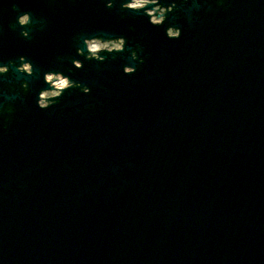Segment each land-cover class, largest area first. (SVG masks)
I'll list each match as a JSON object with an SVG mask.
<instances>
[{
  "label": "water",
  "instance_id": "water-1",
  "mask_svg": "<svg viewBox=\"0 0 264 264\" xmlns=\"http://www.w3.org/2000/svg\"><path fill=\"white\" fill-rule=\"evenodd\" d=\"M110 2L0 0V64L34 68L0 76V264H264V0H159L160 26ZM48 71L90 94L40 110Z\"/></svg>",
  "mask_w": 264,
  "mask_h": 264
},
{
  "label": "clouds",
  "instance_id": "clouds-1",
  "mask_svg": "<svg viewBox=\"0 0 264 264\" xmlns=\"http://www.w3.org/2000/svg\"><path fill=\"white\" fill-rule=\"evenodd\" d=\"M153 7H149V6ZM108 7H112V3L109 0V3L107 4ZM15 7V5H13ZM122 7L126 10H132V11H139L144 10L145 15L149 17V23L153 26H160L165 22L166 14L169 12H172L176 5L173 3L169 7H161L159 0H125L124 3H122ZM159 12V15H156V13ZM26 20V23L23 24V26H26L31 21V14L28 12H25L22 15H19L17 18V23L21 26V20ZM21 35L25 38L29 36L28 31H23ZM165 35L169 39H179L182 35L181 28L169 26L165 30ZM126 40L123 36L116 37L114 39H103L100 36H92L91 38H84L83 39V48H77V55H84L85 49L87 52L86 58L89 60H97L99 62H103L105 57L101 55L103 52L107 53H113V52H122L125 50ZM132 60H138L137 53L133 51L131 53ZM14 63V62H9ZM72 65L76 69H81L83 67V62L79 59H73ZM16 70L21 73H25L29 76L33 73V65L30 61H28L24 56L19 57V64L16 65ZM9 71L8 65L0 64V76H3L7 74ZM123 73L125 75H132L136 72V68L130 65H124L122 69ZM52 76H56L61 78L60 83L62 87L59 90L58 95L54 97H45V93L51 91L52 85L49 83V79ZM43 80L46 85L49 87L42 89L38 93V97L36 99V106L40 110H46L53 106L54 101L58 100L62 97V95L65 93V91L73 88L78 87L81 88L82 92L87 95L90 94L91 89L87 86H81L79 83H74L71 78L68 75H65L63 72H53L48 71L44 72L43 74ZM21 87L24 90H27L28 84L26 82L22 83ZM4 109L0 107V111H3ZM8 111H11V108L9 107L7 109Z\"/></svg>",
  "mask_w": 264,
  "mask_h": 264
}]
</instances>
